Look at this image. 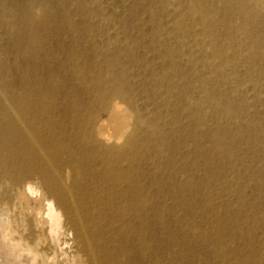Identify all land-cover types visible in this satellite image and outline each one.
I'll return each mask as SVG.
<instances>
[{
	"label": "rangeland",
	"instance_id": "obj_1",
	"mask_svg": "<svg viewBox=\"0 0 264 264\" xmlns=\"http://www.w3.org/2000/svg\"><path fill=\"white\" fill-rule=\"evenodd\" d=\"M1 101L63 146L97 264H264V0H0Z\"/></svg>",
	"mask_w": 264,
	"mask_h": 264
},
{
	"label": "bare ground",
	"instance_id": "obj_2",
	"mask_svg": "<svg viewBox=\"0 0 264 264\" xmlns=\"http://www.w3.org/2000/svg\"><path fill=\"white\" fill-rule=\"evenodd\" d=\"M112 96L123 98L124 95L115 91L109 96L99 91L96 104L100 106V101H108ZM40 106V115L45 117L47 105ZM214 108L222 114H234L218 99H214ZM108 109L109 121L94 127L92 136L103 150L124 152L132 142L139 122L130 124L128 112L117 103L109 105ZM50 146L53 153L48 152ZM63 149L61 144L40 136L36 123L17 101L12 104L1 101L0 264H60L62 254L70 257L69 264H97L87 228L78 218L74 189L66 181L75 176L76 171L71 169L70 174L67 172L68 177L62 171L70 167L69 157L61 159V168L54 164ZM38 163L41 164V187L33 180ZM68 221H72V236L65 237L63 241L68 247L63 249L60 248L61 238L68 235Z\"/></svg>",
	"mask_w": 264,
	"mask_h": 264
}]
</instances>
